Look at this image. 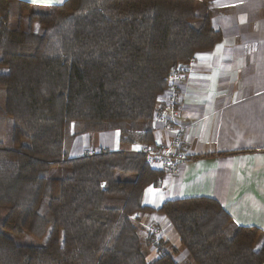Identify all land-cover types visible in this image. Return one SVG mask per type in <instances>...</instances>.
I'll return each mask as SVG.
<instances>
[{"label":"trees","instance_id":"16d2710c","mask_svg":"<svg viewBox=\"0 0 264 264\" xmlns=\"http://www.w3.org/2000/svg\"><path fill=\"white\" fill-rule=\"evenodd\" d=\"M211 1L0 0V264H178L174 251L147 260L133 217L151 210L143 193L161 172L137 151L69 159L67 148L104 131L122 144H155L153 113L169 72L221 41ZM156 210L194 264H264V233L245 241L215 199Z\"/></svg>","mask_w":264,"mask_h":264},{"label":"crops","instance_id":"0c3cea01","mask_svg":"<svg viewBox=\"0 0 264 264\" xmlns=\"http://www.w3.org/2000/svg\"><path fill=\"white\" fill-rule=\"evenodd\" d=\"M11 1L36 7L65 2ZM208 8L221 41L195 54L177 82L180 121L186 127L184 150L191 159L174 174L161 173L159 186H148L143 193V204L151 210L133 215L141 226L147 260L157 259L163 250L174 251L178 264H194L174 227L156 210L168 200L215 199L235 226L246 229L245 241L254 229L264 233V0H212ZM153 125L155 144L168 143L172 130ZM118 138L117 131L83 134L69 144L67 154L75 159L88 151L138 150ZM151 226L161 229L160 248L149 244Z\"/></svg>","mask_w":264,"mask_h":264},{"label":"built area","instance_id":"2783aa9c","mask_svg":"<svg viewBox=\"0 0 264 264\" xmlns=\"http://www.w3.org/2000/svg\"><path fill=\"white\" fill-rule=\"evenodd\" d=\"M187 73V66L172 69L168 74V84L165 91V100L158 105L153 113V121L161 123L165 129L172 130V137L168 143H158L153 146H141L137 152L141 153L144 162L152 169L161 172L174 174L187 163L189 157L184 150L186 127L180 121V99L181 92L178 87V80ZM104 151H88L87 155H95ZM152 233L153 245H156L157 237L161 233L158 227H149Z\"/></svg>","mask_w":264,"mask_h":264},{"label":"rangeland","instance_id":"374dc122","mask_svg":"<svg viewBox=\"0 0 264 264\" xmlns=\"http://www.w3.org/2000/svg\"><path fill=\"white\" fill-rule=\"evenodd\" d=\"M0 104H2V102H0ZM4 135H3V142L5 146H9L11 145V133H12V120L10 118L7 119L6 121V125H5V131H4ZM71 157L68 155V158ZM3 215L0 214V220H2ZM27 243H31V244H42L44 243L45 239H36V238H32V237H28L27 239L24 240Z\"/></svg>","mask_w":264,"mask_h":264},{"label":"snow or ice","instance_id":"6c2138e0","mask_svg":"<svg viewBox=\"0 0 264 264\" xmlns=\"http://www.w3.org/2000/svg\"><path fill=\"white\" fill-rule=\"evenodd\" d=\"M219 47V46H218Z\"/></svg>","mask_w":264,"mask_h":264}]
</instances>
